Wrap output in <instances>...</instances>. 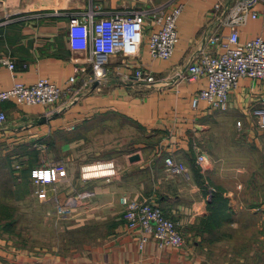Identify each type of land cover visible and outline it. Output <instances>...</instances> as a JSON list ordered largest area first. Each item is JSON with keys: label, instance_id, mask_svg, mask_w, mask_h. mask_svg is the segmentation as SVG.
Returning <instances> with one entry per match:
<instances>
[{"label": "crops", "instance_id": "crops-1", "mask_svg": "<svg viewBox=\"0 0 264 264\" xmlns=\"http://www.w3.org/2000/svg\"><path fill=\"white\" fill-rule=\"evenodd\" d=\"M165 1L0 0V89L49 79L75 91L48 107L3 104L8 119L0 125V165L11 167L8 191L30 198L33 207H47V213L52 207L57 214V204H70L77 222L72 227L90 223L105 230L90 246L69 254L19 248L0 231V264H264V191L254 167L264 164V131L255 114L264 83L241 78L228 109L215 110L205 102L193 106L195 95L207 87L206 77L174 80L202 53L222 51L220 39L230 29L215 15L220 0H184L180 39L170 59L149 53L148 37L156 28L150 13L143 37L110 58L108 75L100 81H89L94 68L88 52L69 40L72 14L93 9L98 18ZM257 9L261 15L238 28L241 41L264 38V3ZM210 35L220 39L212 41ZM139 68L150 70L160 83L138 82ZM137 131L136 149H125L129 133ZM200 154L205 155L203 171L196 165ZM135 155L139 158L132 160ZM168 156L188 170H162ZM104 161L117 165L115 175L82 176L83 165ZM49 164L63 170L55 174L56 188L42 186L47 194L40 196L31 171ZM216 193L226 202L214 203ZM123 195L159 205L179 222L183 245L162 248L152 239L141 249L142 230L128 227ZM12 210L0 193V213Z\"/></svg>", "mask_w": 264, "mask_h": 264}, {"label": "built area", "instance_id": "built-area-1", "mask_svg": "<svg viewBox=\"0 0 264 264\" xmlns=\"http://www.w3.org/2000/svg\"><path fill=\"white\" fill-rule=\"evenodd\" d=\"M264 0H220L215 4V15H218L222 27H228V33L219 36L210 35L212 41L220 39L221 52L202 53L191 61L183 72L175 78V82L190 81L199 77L207 78V87L198 91L193 99V106L205 102L210 109L226 110L229 107L230 93L235 89L241 78L256 79L264 83V38L256 36L241 41L238 28L247 24L250 19L258 18L261 13L257 9ZM184 0H166L157 6L129 13H107L95 18L96 11L91 9L84 14H72L68 23V36L72 44H80V48L88 52V59L93 64V74L89 81L102 80L107 77V65L110 58L117 53L125 52L132 44L139 41L147 28V19L152 15L156 28L148 37V49L153 58L170 59L179 42L178 20L184 9ZM98 13H100L98 11ZM10 68L15 67L12 60H5ZM135 79L146 86L158 84L150 70L137 69ZM76 76L70 77L74 82ZM168 84L170 81H161ZM160 83V82H159ZM73 88H62L49 79H40L33 84L17 82L12 87L0 89V125L8 117L3 107L6 102L17 105L52 106L58 104ZM256 108L257 122L264 131V95ZM240 124V122H238ZM205 161V155H198L196 162ZM167 168L175 174L185 173L182 162L168 156L165 159ZM17 169L20 165L16 166ZM61 165H45L32 169L31 178L40 186L36 191L40 196H46L47 190L42 187L52 185L55 189V174L62 171ZM118 171L113 161L96 162L82 166L84 178L112 176ZM124 206V219L131 229L141 228L139 240L141 249L150 240H155L159 247L181 246L184 235L179 228V222L166 215L163 209L145 197L123 195L120 198ZM58 215L69 217L74 212L70 204H58Z\"/></svg>", "mask_w": 264, "mask_h": 264}, {"label": "rangeland", "instance_id": "rangeland-1", "mask_svg": "<svg viewBox=\"0 0 264 264\" xmlns=\"http://www.w3.org/2000/svg\"><path fill=\"white\" fill-rule=\"evenodd\" d=\"M133 130L135 131V129ZM138 136V131L137 134L134 132L129 133V138L132 140L125 149L135 150V141L138 139ZM105 142L108 143L106 138ZM111 142L112 140L109 144ZM204 162L196 164L198 171L204 170ZM162 167V170L164 169L169 173H173L167 168V165L165 167L162 165ZM185 167L187 171V166L185 165ZM254 167H257L259 175L257 177L260 178L256 179V184L260 183L259 191L262 192L264 191V182L261 178L263 179L264 172L260 169H264V164H257ZM10 168L7 164L0 165V193L5 203L13 205L14 211L0 213V231L3 232L5 237L12 239L13 243L19 248L34 249L36 252L45 249L51 252L69 254L85 249L91 245L97 236L105 233V230L97 224L88 223L81 227H72L77 224L74 218L75 211L68 218L63 219L57 216L58 213L56 214L52 207H50V211L47 213L43 210V208L46 209L47 207H43L42 205H40L42 208L33 207L31 204H35L36 202L30 198L9 193ZM17 187L22 188V185ZM261 200L264 203V194Z\"/></svg>", "mask_w": 264, "mask_h": 264}, {"label": "trees", "instance_id": "trees-1", "mask_svg": "<svg viewBox=\"0 0 264 264\" xmlns=\"http://www.w3.org/2000/svg\"><path fill=\"white\" fill-rule=\"evenodd\" d=\"M213 201L214 203H217V204H222L226 202L225 198L222 195H219L218 193L214 195ZM217 216H218V213H215V215L213 216V219H216Z\"/></svg>", "mask_w": 264, "mask_h": 264}, {"label": "water", "instance_id": "water-1", "mask_svg": "<svg viewBox=\"0 0 264 264\" xmlns=\"http://www.w3.org/2000/svg\"><path fill=\"white\" fill-rule=\"evenodd\" d=\"M138 158H139V156L138 155H135V156L132 157V160H136Z\"/></svg>", "mask_w": 264, "mask_h": 264}]
</instances>
